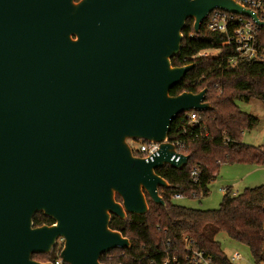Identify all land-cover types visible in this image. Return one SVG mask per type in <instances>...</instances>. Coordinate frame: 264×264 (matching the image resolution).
Here are the masks:
<instances>
[{"label":"water","instance_id":"95a60500","mask_svg":"<svg viewBox=\"0 0 264 264\" xmlns=\"http://www.w3.org/2000/svg\"><path fill=\"white\" fill-rule=\"evenodd\" d=\"M215 9L264 27L236 0H0V264H53L32 256L59 238L66 264L131 247L112 217L166 204L156 169L190 158L172 122L211 109L207 88L170 91L194 66L172 64L187 19L199 33ZM129 140L159 149L145 158ZM37 213L54 223L34 226Z\"/></svg>","mask_w":264,"mask_h":264},{"label":"trees","instance_id":"16d2710c","mask_svg":"<svg viewBox=\"0 0 264 264\" xmlns=\"http://www.w3.org/2000/svg\"><path fill=\"white\" fill-rule=\"evenodd\" d=\"M260 17L264 20V15ZM193 25L194 20L187 19L182 30L181 52L172 58V64L194 66L170 93H198L207 88L211 109L191 112L199 120L196 126L188 124L187 113H181L173 120L168 139L183 146L182 152L189 155V161L181 169L169 165L156 169L157 174L170 184L167 189H159L165 205L148 198L149 210L145 215L128 214L125 219L112 217L110 227L127 237L131 247L102 254L100 261L103 264H164L165 248L171 254L175 253L173 249L177 250L182 259L185 236L194 247L212 255L216 263L239 264L229 260L221 243L215 239L220 232L248 246L255 264L264 262V184L246 187L237 193L227 187L216 209L186 207L173 200L176 194L208 195L209 184L224 162L264 163V146L248 145L241 140L245 131L258 125L259 119L242 111L237 104L238 100L251 99L264 103V60L239 58L232 65L230 60L236 53L230 45H223L226 34L208 31L205 24L196 33ZM257 43L264 47V27L258 30ZM207 49H218L219 52L215 56L199 55ZM195 166L200 168L198 183L190 176ZM117 199L121 200L119 196ZM33 221L34 226L53 222L43 213H37ZM168 241L170 245H167ZM61 248L62 245L56 247L50 254L52 262ZM47 257L41 254V258ZM33 259L38 256L33 255Z\"/></svg>","mask_w":264,"mask_h":264},{"label":"built area","instance_id":"2783aa9c","mask_svg":"<svg viewBox=\"0 0 264 264\" xmlns=\"http://www.w3.org/2000/svg\"><path fill=\"white\" fill-rule=\"evenodd\" d=\"M238 3L242 4L246 8H249L253 12L258 13L259 18L261 14L264 15V0H236ZM262 19V18H261ZM208 31L224 33L227 36L226 41L223 45H230L236 56L230 61L232 65L236 64L239 58L249 59V60H264V47H261L257 43V34L259 28H261L253 18L239 14L233 13L222 9L213 10L203 22ZM219 52L218 49H207L199 53L200 56H215ZM188 124L191 126H196L199 124V120L191 112L187 113ZM137 146H131L136 155L142 157H153L158 149L159 143L149 142L139 140ZM177 146V151L182 152V145L175 143ZM200 175L199 166H195L191 171V179L194 183H198ZM201 195V194H199ZM196 193H193V197H198ZM173 197L181 198L180 194H176ZM171 242L168 241L167 245ZM62 245V240H61ZM184 248L182 249L183 255L182 259H179L177 255V250L173 249L175 253L171 254L168 248L164 251L167 256L164 260V264H218L215 262L212 255L207 253L203 249L194 247L188 236L184 238ZM229 260L232 263H238L242 260V256L239 253L233 254ZM53 264H64L61 259L60 254L53 262ZM264 264V262L260 263Z\"/></svg>","mask_w":264,"mask_h":264},{"label":"rangeland","instance_id":"374dc122","mask_svg":"<svg viewBox=\"0 0 264 264\" xmlns=\"http://www.w3.org/2000/svg\"><path fill=\"white\" fill-rule=\"evenodd\" d=\"M240 109L252 114L259 119L258 125L252 130L243 133L241 140L248 145L264 146V103L258 99L237 101ZM131 146H137L135 140H129ZM217 177L209 184V193L198 197L183 196L173 197L176 204L196 209H216L219 207L224 191L231 187L237 193L246 187H255L264 184V163L255 162H224L220 165ZM221 243L225 254L230 258L239 253L242 256L239 264H255V260L248 246L231 239L225 232H220L215 237Z\"/></svg>","mask_w":264,"mask_h":264},{"label":"flooded vegetation","instance_id":"af4514ba","mask_svg":"<svg viewBox=\"0 0 264 264\" xmlns=\"http://www.w3.org/2000/svg\"><path fill=\"white\" fill-rule=\"evenodd\" d=\"M135 141H139V140H135ZM54 223V221L53 222H51V223H49V224H47V225H51V224H53ZM43 225V224H42ZM40 226V225H39ZM61 238H59V239H57V242H56V245H55V247H54V249L56 248V247H60L61 246ZM62 244H63V240H62ZM53 249V250H54ZM52 250V251H53ZM52 253V252H51ZM50 253V254H51ZM41 254H43V253H38V254H34V255H37L38 256V259H35V260H37V261H42V262H52L50 259H52V256L50 255V254H46V255H48V257H47V259H45V258H41ZM32 258H33V256H32ZM64 264H66L65 262H64Z\"/></svg>","mask_w":264,"mask_h":264},{"label":"crops","instance_id":"0c3cea01","mask_svg":"<svg viewBox=\"0 0 264 264\" xmlns=\"http://www.w3.org/2000/svg\"><path fill=\"white\" fill-rule=\"evenodd\" d=\"M218 175V174H217ZM217 177V176H216Z\"/></svg>","mask_w":264,"mask_h":264}]
</instances>
